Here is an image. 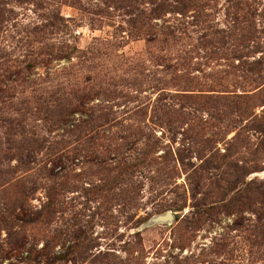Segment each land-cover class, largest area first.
I'll return each instance as SVG.
<instances>
[{
    "label": "rangeland",
    "instance_id": "rangeland-1",
    "mask_svg": "<svg viewBox=\"0 0 264 264\" xmlns=\"http://www.w3.org/2000/svg\"><path fill=\"white\" fill-rule=\"evenodd\" d=\"M151 2L0 0V264H264V0Z\"/></svg>",
    "mask_w": 264,
    "mask_h": 264
},
{
    "label": "trees",
    "instance_id": "trees-1",
    "mask_svg": "<svg viewBox=\"0 0 264 264\" xmlns=\"http://www.w3.org/2000/svg\"><path fill=\"white\" fill-rule=\"evenodd\" d=\"M151 1H152L151 2L152 5H154L153 12L157 17H159L165 12L179 11L180 9H182L181 6H184V5H186L187 7H192L195 12L200 13V11H202L204 8L208 7L207 5H209L207 0H151ZM240 37H241V40L243 41L247 40V42L250 43L253 41V38L255 36H254V33L251 34L250 32H248L247 34L245 33L241 34ZM56 161H59V159H55V162ZM3 209H1L0 211V223L3 221L4 217H10L13 219V222L20 223L22 228H24L25 225H35L39 223L42 218L46 217L44 216L43 212H40V213L34 212L28 215L29 213L26 212V210L24 209V206L14 201L13 203H10L8 208H5L4 210ZM16 235H20V233H17ZM18 242L13 244L15 245L14 246L15 251L16 252L24 251L26 246L23 243L18 244ZM8 253L9 252H7L5 249H2V247L0 246V260L4 257L6 258Z\"/></svg>",
    "mask_w": 264,
    "mask_h": 264
},
{
    "label": "water",
    "instance_id": "water-1",
    "mask_svg": "<svg viewBox=\"0 0 264 264\" xmlns=\"http://www.w3.org/2000/svg\"><path fill=\"white\" fill-rule=\"evenodd\" d=\"M172 219L171 213H167L165 216H159L154 220V222L170 221Z\"/></svg>",
    "mask_w": 264,
    "mask_h": 264
}]
</instances>
